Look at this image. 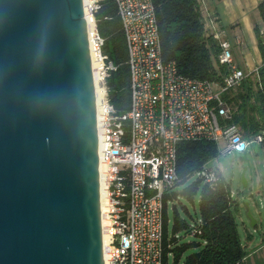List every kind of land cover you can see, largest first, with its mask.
<instances>
[{"label":"water","instance_id":"95a60500","mask_svg":"<svg viewBox=\"0 0 264 264\" xmlns=\"http://www.w3.org/2000/svg\"><path fill=\"white\" fill-rule=\"evenodd\" d=\"M0 264H105L84 0H0Z\"/></svg>","mask_w":264,"mask_h":264},{"label":"built area","instance_id":"2783aa9c","mask_svg":"<svg viewBox=\"0 0 264 264\" xmlns=\"http://www.w3.org/2000/svg\"><path fill=\"white\" fill-rule=\"evenodd\" d=\"M84 1L94 26L91 55L101 66L104 89L98 130L106 192L105 264H164V199L178 187L179 149L185 143L208 142L217 146L219 156H230L264 144V132L253 140L233 123L230 102L246 80L259 81L264 60L254 70L241 69L234 56V44L240 46L241 39L232 42L220 19L202 8L206 34L219 43L218 62L227 73L220 82L185 77L175 62L163 58L153 0H115L132 86L131 111L119 117L107 89V79L117 67L105 55L97 27L102 0ZM205 181L215 183L216 172H207Z\"/></svg>","mask_w":264,"mask_h":264},{"label":"trees","instance_id":"16d2710c","mask_svg":"<svg viewBox=\"0 0 264 264\" xmlns=\"http://www.w3.org/2000/svg\"><path fill=\"white\" fill-rule=\"evenodd\" d=\"M156 7L163 58L175 62L179 73L190 79L220 82L227 73L219 65V43L205 31L204 13L199 0H153ZM96 15L98 32L105 40L104 53L117 70L107 79L108 96L119 117L131 111L132 86L128 50L121 18L115 0H102ZM264 28V1L259 6ZM228 29V28H226ZM258 46L264 59V35L256 29ZM235 108L233 123L240 126L247 137L264 132V66L259 81L246 80L230 100ZM217 146L208 142L183 144L178 153V187L164 199V264H237L247 256L234 216L240 205L231 198V190L223 176L216 172L217 181L208 184L205 176L186 186L205 166L218 158ZM184 187L181 191L178 188ZM200 195V220L193 218L186 208L182 216L178 204L181 200L195 205ZM193 236L200 242L184 244L180 235ZM244 264V262L242 263Z\"/></svg>","mask_w":264,"mask_h":264},{"label":"rangeland","instance_id":"374dc122","mask_svg":"<svg viewBox=\"0 0 264 264\" xmlns=\"http://www.w3.org/2000/svg\"><path fill=\"white\" fill-rule=\"evenodd\" d=\"M215 5V4H214ZM202 8L208 9L209 3H201ZM213 8V7H212ZM209 10V9H208ZM252 21L255 25V30L261 28L262 21L259 9H257L252 15ZM253 140L256 138L253 137ZM257 144L253 145V148H250L247 152V157L250 162L251 169L246 172V186L244 181V172L248 164L244 161L245 154L235 153L230 156H218V158L210 161L204 168V172L197 173L193 176L186 184L185 187L193 184L207 172H219L226 183L229 185L233 201L240 205V213H235L234 216L238 223V230L241 237L243 247L247 246L249 242V234L255 238L257 243L253 248H249L250 253H252L259 245L261 244L262 236L264 235V144L260 145L258 148V153H256ZM184 187L178 188L181 191ZM199 202L200 195L196 198L195 205L188 203L186 200H181L178 204L179 210L183 217L187 218L191 224L193 221L187 217L184 213L183 208H186L190 215L200 220L199 216ZM249 205V207H248ZM249 210L258 222V227L256 229L251 227V220L248 216ZM182 243L188 244L192 242H200L197 238L193 236L185 237L184 234L180 235L179 238H182ZM254 242V243H255ZM259 243V244H258ZM205 244H202L201 248L191 250L188 252L180 262L184 264L186 258L193 254L200 252L204 248ZM252 247V246H250ZM170 264H173V258L170 260Z\"/></svg>","mask_w":264,"mask_h":264},{"label":"crops","instance_id":"0c3cea01","mask_svg":"<svg viewBox=\"0 0 264 264\" xmlns=\"http://www.w3.org/2000/svg\"><path fill=\"white\" fill-rule=\"evenodd\" d=\"M204 1L209 3L210 7L207 10L210 14L217 16L221 24L228 28L232 42L237 37L241 39L242 44L240 46L234 44V56L238 66L246 71L262 66L264 59L258 46L255 25L251 15L264 0ZM261 29H263V25ZM249 237V242L244 248L247 252L244 264H264V235L262 236L261 244L252 253H250L249 248H253L257 243L251 234H249Z\"/></svg>","mask_w":264,"mask_h":264},{"label":"bare ground","instance_id":"6f19581e","mask_svg":"<svg viewBox=\"0 0 264 264\" xmlns=\"http://www.w3.org/2000/svg\"><path fill=\"white\" fill-rule=\"evenodd\" d=\"M88 27H89V37H90V44L92 46V34L94 31V26L91 23V21L88 19ZM92 67L95 75V80H96V92H97V105L100 104L103 96H104V89L102 86V79H101V74H100V65L97 60L92 58ZM104 168L101 166V178H102V212H103V224L105 226V212H106V192H105V180H104ZM104 245H105V254L107 252V237L104 232Z\"/></svg>","mask_w":264,"mask_h":264},{"label":"clouds","instance_id":"9594fccd","mask_svg":"<svg viewBox=\"0 0 264 264\" xmlns=\"http://www.w3.org/2000/svg\"><path fill=\"white\" fill-rule=\"evenodd\" d=\"M241 145L240 144H237V147H240Z\"/></svg>","mask_w":264,"mask_h":264}]
</instances>
